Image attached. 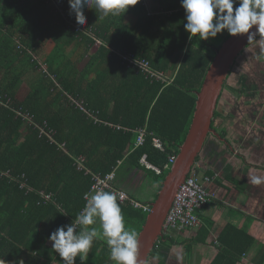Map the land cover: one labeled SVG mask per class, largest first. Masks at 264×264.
<instances>
[{"label": "trees", "instance_id": "trees-1", "mask_svg": "<svg viewBox=\"0 0 264 264\" xmlns=\"http://www.w3.org/2000/svg\"><path fill=\"white\" fill-rule=\"evenodd\" d=\"M155 1L162 5L163 14L148 16L140 0L124 13L107 17L85 8L86 24L81 26L70 14L68 0H0V264H52L57 253L49 236L58 227L72 224L83 210L85 194L96 191L93 175L109 179L112 190L106 191L116 195L125 228L137 223L139 237L148 212L136 205L151 204L144 200L151 193L142 191L144 184L135 189L129 184L124 189L125 178L137 171L153 180L159 186L154 192L153 202L156 200L172 169H165L170 165L169 157L179 154L187 138L196 94L216 50L231 36L222 39L220 45L211 37L189 40L181 0ZM48 39L57 51L52 57L46 56L47 68L40 70L58 78L54 82L39 75L30 83L32 90L23 96L22 78L37 73L42 62L38 57L46 48L42 44ZM81 47L83 56L88 53L89 57L83 70L76 72L75 67L74 71L69 67L78 61L73 62L75 58L67 54ZM111 48L133 52L149 62L161 79L152 81L136 66L127 71L122 65L127 76H112L109 72L115 64ZM232 76L234 70L228 81ZM227 83L223 91L228 88L237 97L249 92V88H233ZM59 87L79 96L66 101ZM79 98L84 102L75 101ZM89 111L100 113L104 122L118 124L121 129L90 122L83 115ZM232 117H224L218 108L212 124L217 136L227 143L228 131L221 121L225 124ZM142 132L145 143L137 146ZM154 139L161 140L165 151L155 148ZM232 144H228L229 149ZM145 156L162 175L141 164ZM82 165L94 174H86ZM114 191L126 192L128 198L122 200ZM41 194H50L51 200L47 202ZM139 194L143 199L137 197ZM87 227H95L99 235L84 264H114L99 219ZM172 233L159 239L151 258L160 254L168 258L170 250L163 246L171 244ZM250 238L245 236L247 245L253 244ZM222 243L232 249L219 253L215 264H234V245L240 243ZM75 263L81 264L79 256Z\"/></svg>", "mask_w": 264, "mask_h": 264}, {"label": "crops", "instance_id": "crops-1", "mask_svg": "<svg viewBox=\"0 0 264 264\" xmlns=\"http://www.w3.org/2000/svg\"><path fill=\"white\" fill-rule=\"evenodd\" d=\"M140 2L145 7L144 9L147 12V15L163 14V7L159 2L155 0H140ZM112 32H114V30ZM213 38L219 39L220 36L217 35ZM224 38L225 37H223V39ZM260 40L262 41V39H259L257 41L255 40L254 43H250L237 58V63H235L238 64L241 56L246 55L249 50L250 55H253V59L259 60L257 57L261 55V53H258L257 56L255 54L254 56L252 48ZM221 41L222 39H219V41L216 42V45H220ZM97 46L99 45L96 44L95 47L91 49L90 55L95 52ZM81 51L82 47L71 49L67 54L69 58H75V61L73 62L78 61V64L72 63L73 66L69 67L70 70H73L74 67L77 70L76 72L83 70L85 62L88 61L87 59L89 56L88 53L83 56ZM67 55L65 54L66 57ZM113 55L114 56L112 58L115 66H111V71L109 73H111L112 76H127L126 72L121 69V67L123 66L127 71L131 69L124 66L119 58L116 59L115 54ZM39 58H42L43 61L39 63L40 68L38 70L36 69L37 73L33 71V76H24L22 78H25L22 81L23 84L34 83V81L39 78V75L43 76L46 74L43 70H40L43 66V69L47 68L48 63L45 62L46 57ZM65 66L68 67V64ZM237 70L241 75L243 74L242 71H239V69ZM234 74H236V72H234ZM46 76L47 77H43L46 79L50 78V81L53 80L54 82L56 80L55 78H58L55 76V78L52 79L49 72ZM94 76V74L91 75V79H93ZM235 76H239V74L237 73ZM250 81L253 85L254 78L251 77ZM59 89H63V92L61 90L60 92L62 94V98L64 100L66 99V101H68V98L70 97L74 99L79 96L78 94L72 93L62 87H59ZM21 92L23 93V88L21 89ZM75 101L79 103L84 102L83 98H79ZM71 106L72 103L70 104V107ZM83 115L90 122H94V124H101L116 130L121 129V126L118 124L104 122L106 120H103L98 112L89 111V114L83 113ZM215 141L221 142L218 137L215 138ZM223 144L225 145V143ZM228 146L226 148L227 152L223 153L220 151L219 147H216L215 143L211 141L209 144V140L207 141L206 147L201 154L202 158L199 162H197V167L199 166V169L195 171V174L198 175L200 180H203L206 176H218L216 177L214 183L209 185V189L216 190L218 192V198L209 203L201 212L198 213L201 221V227L199 229L187 231L185 233L173 232L171 234V244H169V246H163L164 248L168 247L170 249V264H215L216 259L220 255L219 253L226 249H232L231 246H224L222 240L228 245H230L233 241L240 243L234 245L236 247V249L234 248L232 254L235 255L236 258L234 264H264V164L259 163L261 159H259L257 155H252L253 158L250 159L246 155H240V153L234 149L236 147L233 146V144V147L230 149ZM207 147L210 148L207 149ZM254 177L260 178L261 183H253L252 181ZM125 179L128 180L134 189L138 187L141 188L145 183L147 185L149 181V179L144 178L143 173H139L137 171L128 173ZM137 180L138 184L135 185ZM150 185L153 190L150 192V200H146L148 203L153 202L155 197L154 192L159 187L153 180H150L149 186ZM48 196H50V194ZM144 213L146 212L144 211ZM129 225L132 226L129 229L136 230L138 224L132 223ZM245 236L251 237L250 239L253 240V244L249 243L247 245ZM187 246L191 248L190 251L186 250ZM161 255L162 254L155 258H150L148 264H162V262L167 264L165 260L158 259ZM58 258L59 254L57 253L52 261L53 264H63L62 261H56V259L59 260ZM217 264H219V262H217ZM221 264L230 263L224 261Z\"/></svg>", "mask_w": 264, "mask_h": 264}, {"label": "clouds", "instance_id": "clouds-1", "mask_svg": "<svg viewBox=\"0 0 264 264\" xmlns=\"http://www.w3.org/2000/svg\"><path fill=\"white\" fill-rule=\"evenodd\" d=\"M137 2L138 0H68L70 14L75 15L77 24L81 26L86 24L85 8L94 9L100 16L107 17L109 15H118L121 12L124 13L130 5H135ZM234 5H236L235 9ZM181 7L186 13L187 22L184 24V28L189 33V40L197 36L200 40H207L209 37H216L223 30H227L228 34L232 36L248 34V41L255 39L257 34L261 36V39H264V0H181ZM162 12L164 13L163 9ZM151 15L153 14H148V16ZM253 26H256V31L250 32ZM100 44L101 42L99 41L97 45ZM111 51L124 66L134 69L129 67L128 63L123 59L124 53L134 54L133 52L119 49H111ZM257 59L264 61V50L261 51V55ZM234 67L235 65L233 70ZM140 72L146 75L142 71ZM147 77L150 79L149 76ZM217 135L210 136L217 137ZM221 141L224 143V140L221 139ZM228 144H230L229 140ZM178 155L174 156H177L178 159ZM174 164L171 165V168ZM195 167H197V163ZM194 168L189 177L195 174L196 168ZM86 169L89 170L88 168ZM92 173L90 170L89 174ZM214 176L216 175L210 177ZM201 182L204 183V179ZM252 182L260 184L261 179L254 177ZM84 199L86 204L83 210L75 217L74 222L58 227L49 236V239L53 242L52 248L59 254L63 264H75L77 256H79L81 264L87 261L94 239L99 235L95 227L89 228L87 226L95 224L97 218L100 222L102 236L106 239L107 246L110 249V260L114 264H139L138 233L135 229L125 228L122 209L117 202L116 195L99 189L91 195L85 194ZM151 204L138 203L136 208H142L149 214ZM145 207L148 208V211L145 210ZM78 228L80 229L79 231H77ZM165 235L167 234L164 233Z\"/></svg>", "mask_w": 264, "mask_h": 264}, {"label": "water", "instance_id": "water-1", "mask_svg": "<svg viewBox=\"0 0 264 264\" xmlns=\"http://www.w3.org/2000/svg\"><path fill=\"white\" fill-rule=\"evenodd\" d=\"M255 31L256 26H253L250 32ZM247 36L248 34L231 35L221 48L216 50L215 58L205 77L201 91L196 94L195 113L187 138L180 147L178 159L166 177L158 197L151 204V211L138 237L139 264H148L159 239L164 236L165 220L177 191L191 174L209 136L217 135L212 124L224 86L233 71L237 58L250 43L260 37L257 34L255 39L248 41Z\"/></svg>", "mask_w": 264, "mask_h": 264}, {"label": "rangeland", "instance_id": "rangeland-1", "mask_svg": "<svg viewBox=\"0 0 264 264\" xmlns=\"http://www.w3.org/2000/svg\"><path fill=\"white\" fill-rule=\"evenodd\" d=\"M130 19H133V17H130ZM217 35L220 36L219 39H223V37H226L229 34L227 30H223L221 33H218ZM48 38L51 39L50 37ZM211 38L215 43L219 41V39H215L213 37ZM49 39L42 44L46 48L40 57L45 58L46 54L47 56L51 54L52 57L56 53L57 49L54 48L55 44ZM262 50H264V43L263 40L262 41L260 40L252 48V53L254 54V56L255 54L257 56L258 53H261ZM246 55L248 58L247 59L240 58L238 65L236 64L237 66L235 65L234 67L235 71L239 69L240 71H242L243 74L241 76H237L238 78L232 76L227 84H229L233 88L241 87L242 89L245 88L248 89L250 87V78L253 77L255 79L253 85H255L256 88L253 87L249 93L245 92L246 94L243 97H237L235 94L232 93L231 90H228V88L226 89V91L223 94V98L220 102L219 110L223 113L224 117L225 115L228 116V114H230L233 117L229 118L228 121L226 120L225 124L223 123V121H221V126L224 125L227 128L228 131L227 140H229V142H233V146L236 147L234 149L238 151L240 155L241 154L246 155L250 159L253 158L252 155H257V157L261 159L259 163L264 164V95L258 92L256 94L257 99L254 98L252 95L255 94L257 91H264V64H263L264 62H262L260 65L258 64V62H256L257 65L254 64L255 61L253 59V55H250V50L247 52ZM251 75H255V76H251ZM24 76H28V74H25ZM29 76H33L32 72H30ZM21 88H23V96L32 90L31 85L29 83L23 84ZM245 100L247 101V103H245ZM239 105L240 107L237 109V106ZM259 118H261L263 125H260ZM218 139H220L221 141L220 137H218ZM211 141L216 144V147L220 148V151H222L223 153L227 152L226 148L228 144L226 142H224L225 143L224 145L222 141L221 142L215 141V138L213 136L209 137V144ZM209 148L210 147H207V149ZM198 169L199 166L196 167V170ZM149 182L150 180L148 181L147 185L146 183L144 184L145 187L143 188L142 191H145L146 189L147 191L151 192L153 190L151 185L149 186ZM129 184L130 183L128 182V180L125 179L123 188L126 189L127 185ZM137 184H138V180L135 182V185ZM207 188L209 189V185L207 186ZM209 190L215 192L217 199L218 192L212 189ZM137 197L143 199L142 194H139ZM144 200H150L149 195ZM167 249L169 248L167 247ZM169 257L170 256H168V258H165L164 256L161 255L160 257H158V259L165 260L167 264H170L171 261Z\"/></svg>", "mask_w": 264, "mask_h": 264}, {"label": "built area", "instance_id": "built-area-1", "mask_svg": "<svg viewBox=\"0 0 264 264\" xmlns=\"http://www.w3.org/2000/svg\"><path fill=\"white\" fill-rule=\"evenodd\" d=\"M123 59L128 63L129 67H135L145 73L152 79L158 80L161 79V76L154 72L149 62L138 59L132 53H124ZM145 143V133L142 132L138 138L137 146H142ZM154 146L160 151H165L164 145L160 139H154ZM177 160V156H170L169 161L170 165H167L165 169H169L172 164ZM141 164L149 170H153L157 175H162V171L151 165L147 162L146 156L142 159ZM84 165L81 166V169H84ZM86 173L89 174L86 168ZM114 175L111 177L113 178ZM217 175L214 177H205L204 183L201 182L199 177L196 174L191 175L187 180L181 185L179 190L176 193L173 205L167 215L164 233L170 234L172 232L185 233L191 230H197L201 227V221L198 213L204 209L209 203L213 202L216 199V194L213 191H210L207 186L212 184ZM93 180H95L94 190L103 189L112 190V187L109 183V179L102 180L96 175H93ZM122 200H126L128 197L125 192L114 191ZM46 200H50V196L44 195ZM145 210L148 211V208L145 207Z\"/></svg>", "mask_w": 264, "mask_h": 264}, {"label": "flooded vegetation", "instance_id": "flooded-vegetation-1", "mask_svg": "<svg viewBox=\"0 0 264 264\" xmlns=\"http://www.w3.org/2000/svg\"><path fill=\"white\" fill-rule=\"evenodd\" d=\"M241 58L247 59L248 57H247V55H242ZM254 61H255L254 64H256V65H257L256 62H258L259 65H260L262 62H264V61H259V60H255V59H254ZM252 62H253V61H252ZM263 64H264V63H263ZM237 65H238V64H237ZM237 65H236V66H237ZM239 71H240V70H239ZM234 72H236V74L238 73L239 76H241V74L238 72V70H237V71L234 70ZM236 74H235V75H236ZM254 76H255V75H254ZM253 87L256 88V86H255V85H252V83H251V81H250L249 92L252 90ZM240 88H241V87H240ZM249 92H247V93H249ZM258 92H260V93H262V94L264 95V91H257L255 94H252L254 98H256V94H257ZM256 99H257V98H256ZM254 100H255V99H254ZM245 103H247V101H246ZM255 112H257V111H255ZM259 122H260V125H263V122H262L261 118H259ZM227 144H228V143H227Z\"/></svg>", "mask_w": 264, "mask_h": 264}]
</instances>
